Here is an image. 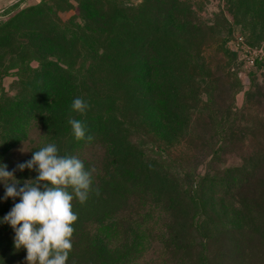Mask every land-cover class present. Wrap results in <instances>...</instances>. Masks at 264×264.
<instances>
[{"label": "rangeland", "instance_id": "obj_1", "mask_svg": "<svg viewBox=\"0 0 264 264\" xmlns=\"http://www.w3.org/2000/svg\"><path fill=\"white\" fill-rule=\"evenodd\" d=\"M167 3L175 6L170 22L178 40H185L189 26L200 34L199 73L178 69L176 113L160 104L135 109L145 87L139 79L131 86L112 84L115 73L108 66L130 62L109 41L108 22L118 9L138 15ZM241 36L246 46L264 48V0H0V165L16 169L20 187L38 173L19 171L17 165L55 143L59 155L79 158L94 177L87 201H72L78 220L66 264H113L133 249L127 264H197L199 256L187 218L162 200L113 185L106 176L105 146L77 141L70 116L83 123L93 116L115 124L123 138L135 143L137 152L129 162L142 165L161 190L176 186L160 164L162 156L173 171L203 172L213 145L225 144L213 174L236 181L239 174L234 178L228 168L243 166L248 181L233 191L214 183L202 188L209 229L198 236H209L210 264H264V70L241 61ZM60 55L69 58L76 72L98 60L95 74L100 79L92 92L69 83ZM183 62L180 57L175 67ZM43 84L45 107L15 130L17 102ZM152 89L158 96V87ZM76 97L89 104L86 114L71 110ZM7 129H14L18 138L12 139ZM152 147L162 160L149 155ZM5 191L0 182V249L11 255L7 264H27L26 249L15 247V236L3 222L19 197L4 199ZM174 235L182 236L179 243L172 242Z\"/></svg>", "mask_w": 264, "mask_h": 264}, {"label": "trees", "instance_id": "obj_2", "mask_svg": "<svg viewBox=\"0 0 264 264\" xmlns=\"http://www.w3.org/2000/svg\"><path fill=\"white\" fill-rule=\"evenodd\" d=\"M175 6L173 3H167L161 8L151 9L146 7L138 15L133 14L129 10L118 9L109 20V41L112 42L114 48L120 51V57L128 58L130 64L124 65L113 62L108 66L109 72H114L112 84L118 85H135L137 79L143 83L145 90L144 95L139 97L134 104V108L138 105H156L160 104L168 112L176 113L172 108L175 101V88L177 84V71L182 67L191 68L195 73H199L197 64V54L199 53L200 34L194 31L191 26L184 31L185 40L177 39V32L170 22V16L173 14ZM193 33V34H192ZM183 35V36H184ZM98 52V50H96ZM60 60L67 65L65 70L69 76L68 81L71 85L84 87L89 92L94 90V85L99 81V77L95 74L98 69V60L89 65L84 64L78 72L75 66L69 62V58L58 56ZM184 57L181 67H175L177 59ZM104 54L101 59H106ZM96 61V62H95ZM254 70H264V59L260 60ZM152 86L159 89V94H155ZM46 86L43 84L37 86L32 96L27 99L19 100L15 106L14 117L17 124L16 129L21 128L24 119H30L40 115L41 109L46 105L45 99ZM159 101V102H158ZM107 103V102H106ZM171 108V109H170ZM117 123V122H115ZM86 125V137L91 136L89 141L85 138L83 141L88 145L94 142L102 143L106 148V176L108 180L115 186H118L123 192L133 195H143L144 197H153L155 201L162 200L167 203L171 209H177V214H181L187 218L188 227L192 234L193 243L199 247V256L197 264H210V256L208 254L209 236L203 233L209 229L207 227L208 220L205 216L202 188L209 183H214L223 191H233L241 188L248 178L243 174L242 167L235 166L228 168L229 172H235L239 176L235 180H226L224 177L213 174L214 163L221 157L224 152L225 144L213 145L209 158L205 161L203 172H193L191 169H185L181 172L173 171L170 160L162 156L163 162L160 163L167 169L175 179L176 186L174 189L161 190L157 188L154 181L147 170L142 165L130 163V157L136 154L137 149L131 138H123L117 131L115 124L100 119L99 117H88ZM14 129H7L12 139L18 138ZM23 133V132H22ZM144 152V151H142ZM149 155L157 160L160 159L159 151L156 147H152L148 151ZM161 155V154H160ZM264 161V158H263ZM92 179H94L92 174ZM71 193L72 190L69 189ZM7 231L11 237L15 236V231L10 224H5ZM184 232H180L183 234ZM182 236H172L173 243H179ZM102 248V244L100 245ZM136 249L130 251L122 260L113 264H127L133 258L132 253ZM11 260L3 249H0V264H7Z\"/></svg>", "mask_w": 264, "mask_h": 264}, {"label": "clouds", "instance_id": "obj_3", "mask_svg": "<svg viewBox=\"0 0 264 264\" xmlns=\"http://www.w3.org/2000/svg\"><path fill=\"white\" fill-rule=\"evenodd\" d=\"M88 108L83 98L73 99L72 111L84 115ZM68 124L77 141L92 140L91 136L86 137V125L81 120L70 116ZM17 169L34 170L38 175L17 187L21 181L14 176L16 169L8 171L7 165H0V182L6 189L4 199L19 197L3 218L15 231V247L26 249L27 264H66L73 248V225L78 220L72 201L74 197L81 204L87 201L92 190L91 171L79 158L59 155L55 143L33 151L32 158L18 164Z\"/></svg>", "mask_w": 264, "mask_h": 264}, {"label": "built area", "instance_id": "obj_4", "mask_svg": "<svg viewBox=\"0 0 264 264\" xmlns=\"http://www.w3.org/2000/svg\"><path fill=\"white\" fill-rule=\"evenodd\" d=\"M239 54L241 61L248 68H255L260 60L264 59V48L252 49L245 45L244 38L241 36L239 38Z\"/></svg>", "mask_w": 264, "mask_h": 264}]
</instances>
